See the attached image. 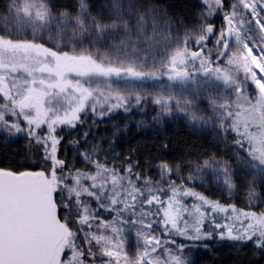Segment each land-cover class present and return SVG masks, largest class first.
Returning a JSON list of instances; mask_svg holds the SVG:
<instances>
[{"label": "snow or ice", "instance_id": "obj_1", "mask_svg": "<svg viewBox=\"0 0 264 264\" xmlns=\"http://www.w3.org/2000/svg\"><path fill=\"white\" fill-rule=\"evenodd\" d=\"M0 264H264V0H0Z\"/></svg>", "mask_w": 264, "mask_h": 264}, {"label": "trees", "instance_id": "obj_2", "mask_svg": "<svg viewBox=\"0 0 264 264\" xmlns=\"http://www.w3.org/2000/svg\"><path fill=\"white\" fill-rule=\"evenodd\" d=\"M240 206H241V207H243V205H242V204H241Z\"/></svg>", "mask_w": 264, "mask_h": 264}]
</instances>
